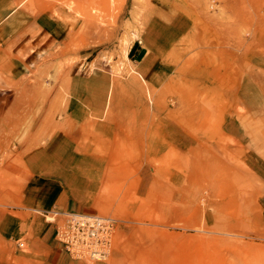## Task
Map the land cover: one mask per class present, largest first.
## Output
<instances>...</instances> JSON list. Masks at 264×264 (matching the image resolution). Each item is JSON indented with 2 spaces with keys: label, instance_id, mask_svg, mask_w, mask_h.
I'll return each instance as SVG.
<instances>
[{
  "label": "rangeland",
  "instance_id": "obj_1",
  "mask_svg": "<svg viewBox=\"0 0 264 264\" xmlns=\"http://www.w3.org/2000/svg\"><path fill=\"white\" fill-rule=\"evenodd\" d=\"M162 8L192 26L175 55L204 58V71L213 73L196 91L160 93L162 101L172 98L175 119L191 120L204 142L190 154L176 152L169 161L174 167H157L154 190L140 194L133 134L117 133L115 139L132 142L110 145L125 157L107 160L100 190L80 199L93 211L87 216L117 220L111 256L75 257L56 235L48 244L61 248L68 264H264V0H0V227L12 218L22 230L15 241L0 234V264H46L53 253L33 231L55 234L62 220L50 218L58 211L12 207L20 206L24 187L36 176L33 166L48 159L42 153L55 133L87 146V128L65 120L75 86L70 67L86 61L94 74L132 82V51ZM40 17L62 34L61 43L37 67L18 69L12 47ZM7 32L15 35L9 45ZM177 82L182 86L174 81L175 88ZM117 88L114 83L111 110ZM132 91L135 83L123 89L125 102ZM183 98L191 106L187 115ZM227 122L238 127L236 138L217 131L215 124ZM57 178L70 181L66 171Z\"/></svg>",
  "mask_w": 264,
  "mask_h": 264
},
{
  "label": "crops",
  "instance_id": "obj_2",
  "mask_svg": "<svg viewBox=\"0 0 264 264\" xmlns=\"http://www.w3.org/2000/svg\"><path fill=\"white\" fill-rule=\"evenodd\" d=\"M159 11L161 13L155 14L150 20L147 31L132 51L130 62L136 69L132 82L126 84L113 81L107 74H94L89 70L90 64L86 61H78L70 67L69 78L75 86L70 91L71 100L65 120L72 127L87 128V146L85 149L81 148L73 135L68 137L62 133H55L53 139L47 140L50 150L42 154L48 159L44 158L45 161L40 163L41 158L39 163L33 166L37 172L36 176L24 187L20 206L12 207L14 212L49 210L77 215L91 214L93 211L90 207L83 206L80 199L90 198L92 194L95 197V191L100 190L98 186L101 184L100 178L105 171L106 161L125 157L112 152L110 145L132 143L128 139L132 134L135 159L140 161L142 167L138 172L136 188L140 194L154 190L157 167H174L169 161L176 159V152L190 154L196 149V145L204 142H201L193 131L196 127L191 120L175 119V108L169 104L172 98L162 101L160 93L196 91L203 85L201 81L211 79L213 73L207 69L204 71V67L207 68L204 58L199 59L197 55H175V49L181 41L179 38L192 26L180 15L172 14L171 9L162 8ZM164 17H167L166 20ZM45 20L42 17L35 19L30 31L19 37L12 47L13 60L18 69L32 70L60 45L62 34L45 26ZM14 39L15 35L7 32L4 41L9 45ZM174 81H181L182 86L177 82L175 88ZM114 83L118 88L115 91V105L111 110L108 100ZM132 83H135V91H132L134 97L125 102L123 89ZM130 92L125 91V94L128 96ZM180 105H183L187 115L191 107L189 101L187 103L183 98ZM3 109L4 106H0V110ZM215 126L221 134L225 132L235 138L239 135L238 127L230 122L225 126ZM117 133L122 138H128L115 139ZM98 144L104 146L98 149ZM156 161L168 163L157 166ZM64 171L70 176L68 182L57 178V175ZM166 186L167 190L171 188L169 178ZM2 223L0 234L5 239H20L22 230L16 226L15 219L6 218ZM33 234L42 247L48 245L53 252L44 263L68 264V257L61 248L54 243L48 244L57 234V230L55 234L51 229L33 231ZM20 246L23 247V244Z\"/></svg>",
  "mask_w": 264,
  "mask_h": 264
},
{
  "label": "built area",
  "instance_id": "obj_3",
  "mask_svg": "<svg viewBox=\"0 0 264 264\" xmlns=\"http://www.w3.org/2000/svg\"><path fill=\"white\" fill-rule=\"evenodd\" d=\"M57 219L56 239L73 256L92 261L108 259L113 251L117 220L98 215L87 216L70 213H54Z\"/></svg>",
  "mask_w": 264,
  "mask_h": 264
}]
</instances>
